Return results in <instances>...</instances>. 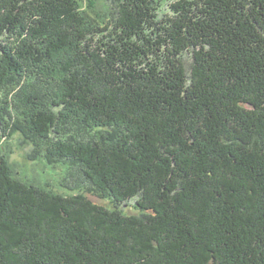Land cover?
<instances>
[{
	"label": "trees",
	"instance_id": "trees-1",
	"mask_svg": "<svg viewBox=\"0 0 264 264\" xmlns=\"http://www.w3.org/2000/svg\"><path fill=\"white\" fill-rule=\"evenodd\" d=\"M161 1L0 0V133L112 202L0 153V264H264V0Z\"/></svg>",
	"mask_w": 264,
	"mask_h": 264
},
{
	"label": "rangeland",
	"instance_id": "rangeland-1",
	"mask_svg": "<svg viewBox=\"0 0 264 264\" xmlns=\"http://www.w3.org/2000/svg\"><path fill=\"white\" fill-rule=\"evenodd\" d=\"M173 1L175 0H162V7H166L167 3L169 4V2ZM102 8L103 3H100L98 10H101ZM0 104L3 107L0 113L4 125H7L8 129H11L14 127L18 117H16L15 111L11 109L10 105L4 104V100H0ZM74 135L75 133L73 134V137L76 138ZM34 149L36 148L33 143L27 141L24 135L18 132L13 133L10 137H8L6 132L0 133V153L7 156L13 171L16 172V177L38 186H42L43 188L52 189L55 192L64 195L77 193V191L72 190L70 186H72V184H78L81 187L80 189L85 191V195L88 198L107 206L112 204L110 200L100 199L97 197L96 193L89 191L86 187L88 182L83 181L85 187H82V184H79L80 178L76 177V174H79V172L81 173L79 167L75 166L71 168L74 171L69 173L70 162H61L57 160L56 162L51 161L52 163H48L46 158L47 149L45 146H41L39 150H37L39 152L36 150L34 151ZM33 152L37 153L33 154ZM70 175H73V179L70 178ZM134 205L135 201L130 200L123 205V208L129 213H133L137 211Z\"/></svg>",
	"mask_w": 264,
	"mask_h": 264
}]
</instances>
